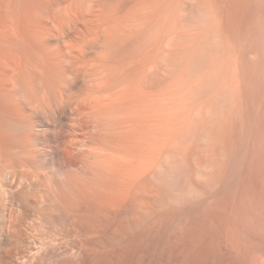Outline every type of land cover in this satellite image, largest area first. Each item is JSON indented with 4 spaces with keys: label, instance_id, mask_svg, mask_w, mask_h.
Returning a JSON list of instances; mask_svg holds the SVG:
<instances>
[{
    "label": "bare ground",
    "instance_id": "obj_1",
    "mask_svg": "<svg viewBox=\"0 0 264 264\" xmlns=\"http://www.w3.org/2000/svg\"><path fill=\"white\" fill-rule=\"evenodd\" d=\"M189 3L0 0V212L7 209L3 199L24 201L25 210L16 207L21 214L6 212L13 221L8 219L13 224L7 225L6 233L11 228L13 240L24 235L31 239L27 245L20 240L0 247V264H88L107 251L77 243L84 234L74 229L61 228L64 238H74L71 243L65 239V246L52 237L48 244L42 238L38 242L35 231L24 234L21 220L30 219L29 210L42 205L39 201L45 203L41 214L50 221L57 217L60 226L72 221L93 230L111 222L116 230L131 221L141 225L157 207L191 202V207L203 208L206 264H264V155L253 157L263 168L256 192L240 183L241 162L249 161L250 149L257 147L252 132L240 126L243 129L235 134L236 125L225 118L231 117L228 100L223 102L216 87L217 93L209 97L211 81L198 67L209 48L208 37L221 45V20L209 0H197L202 15L196 12L200 16L195 17L198 8L193 15L192 3L188 10L194 19L187 18L195 29L182 31L178 24ZM203 145L208 147L206 155ZM6 183L15 184L14 190L4 188ZM113 230L109 232L114 241L118 233Z\"/></svg>",
    "mask_w": 264,
    "mask_h": 264
},
{
    "label": "rangeland",
    "instance_id": "obj_2",
    "mask_svg": "<svg viewBox=\"0 0 264 264\" xmlns=\"http://www.w3.org/2000/svg\"><path fill=\"white\" fill-rule=\"evenodd\" d=\"M197 0H195V3H194V0H189V3L190 5L193 3V4H196ZM221 1L223 0H220V3H219V0H209L210 4L213 6L214 9V14H217L218 16H220V18L215 15L216 19L221 20L220 23H217L219 24L218 25V28H219V31L222 32L221 34V37L223 38V41L222 42V38L220 37V40H221V45H220V42L217 41V39H213V38H210L208 37L209 39H207V43L206 45H209V48H207L208 46H206V48L208 49H204L203 53H202V61H200L199 59V63H198V67H202L204 70H206V75L207 77L210 79V84H209V87H208V93H209V97H211L215 92H216V88H217V92H219L220 95H223L221 96V99L223 100V102L227 101L225 103L227 107L226 109V112H230L228 113L229 116L231 117H225L227 118L228 121H232L231 123H233V126L234 127H237V130L231 126V128L233 127L234 128V132L235 134H237L238 132H240V130H242L243 128L241 127H246L244 132H247L248 134L250 133L249 130H251V137L253 138V140L255 141V146L257 147H254L253 146V149H250V152H251V158H249V161L247 160H244V163L243 161L241 162V167L240 169H242L241 171L244 173L245 171V174H242L241 172V181L240 183L243 185H248V187H250L251 189L253 188L254 190H258V186L260 185V182H261V176L258 177V175H261V170H263L262 167V164L260 163V166H259V161L257 160V158H254L256 160V163L253 159V157H255V155H257L258 153H263L264 155V150H262V148L264 149V141L262 143V140H264V0H224L222 3ZM228 1V2H226ZM263 1V2H262ZM212 2H214V4H212ZM236 2V3H235ZM242 2V3H241ZM262 2V3H261ZM229 3V4H228ZM233 3V4H232ZM193 4L189 7L187 6V9L186 11L184 12V21H181V24H178L180 25L179 27L181 28V30L185 31V32H191L192 30L195 29V26H194V23L193 21H190L191 19L189 18H193V15H194V11L198 8V10L195 11V17L197 16H200L202 15V12L200 10V8L193 6ZM231 4V5H230ZM239 4V5H238ZM250 4V5H249ZM220 5V6H219ZM192 6L194 7L192 9ZM216 6V7H214ZM263 6V7H262ZM237 7V8H236ZM248 7V8H247ZM260 7V9H259ZM189 9H192V12H193V15H189L191 10L189 11ZM239 8V9H238ZM258 9V10H256ZM217 10V12H216ZM263 10V11H262ZM189 11V12H188ZM231 11V12H230ZM251 11V12H250ZM255 11V13H254ZM257 11V13H256ZM0 12H2V10H0ZM200 14V15H197L196 14ZM200 12V13H199ZM225 12V13H224ZM235 12V13H234ZM187 13V14H186ZM246 13V14H245ZM192 14V13H191ZM220 14V15H219ZM223 14V15H222ZM228 14V15H227ZM253 14V15H252ZM257 14V15H256ZM261 14V15H260ZM263 14V15H262ZM189 15V16H188ZM233 18H232V17ZM236 16V17H234ZM255 16V17H254ZM186 17V18H185ZM189 17V18H187ZM218 17V18H217ZM251 17V18H250ZM223 18V19H222ZM186 19V20H185ZM188 19V20H187ZM194 19V18H193ZM233 19V20H232ZM249 19V20H248ZM251 19V20H250ZM253 19V20H252ZM262 19V20H261ZM183 20V19H182ZM244 20V21H243ZM233 21V22H232ZM251 21H253L252 23H250ZM257 21V22H256ZM188 22V23H187ZM192 22V24H191ZM227 22V23H226ZM229 22V23H228ZM250 23V24H249ZM184 24V25H183ZM190 24V25H189ZM249 24V25H248ZM257 24V25H256ZM182 25H183V28H182ZM245 25V26H244ZM246 25H248L246 27ZM263 25V26H262ZM223 26V27H222ZM193 27V28H191ZM221 27V28H220ZM234 27V28H233ZM254 27V28H253ZM262 27V28H261ZM187 28V30H185ZM243 28V29H242ZM259 28V29H258ZM191 30V31H190ZM226 30V31H225ZM263 30V31H262ZM220 32V33H221ZM246 32V33H245ZM249 33V34H248ZM225 36H224V35ZM258 34V35H257ZM223 35V36H222ZM231 35V36H230ZM262 35V36H261ZM254 36V37H253ZM212 39V40H211ZM262 39V40H261ZM216 40V41H215ZM227 40V41H226ZM233 41V42H232ZM260 41V42H259ZM213 44L216 42H218L216 45H213V44H209V43H212ZM241 42V43H240ZM253 42V43H252ZM226 43V44H225ZM252 43V44H251ZM219 44V45H218ZM228 44V45H227ZM234 44V45H233ZM242 44V45H241ZM263 46V49H262V46ZM212 46V47H211ZM253 46V47H252ZM255 46V47H254ZM220 47V48H219ZM225 47V48H223ZM261 47V49H260ZM212 48H215L213 50H211ZM240 48V50H239ZM258 48V50H257ZM218 49V50H217ZM221 49V50H220ZM206 50V52H205ZM216 50V51H215ZM226 50V51H225ZM230 50H231V53H230ZM234 50V52H233ZM243 50V51H242ZM251 50V51H250ZM256 50V51H255ZM210 51V52H208ZM223 51V52H222ZM262 51V52H261ZM208 52V53H207ZM220 52V53H219ZM227 52V53H226ZM229 52V53H228ZM250 52V53H249ZM257 52V53H256ZM205 53V54H204ZM210 53V55H209ZM214 53V54H213ZM216 53V54H215ZM225 53V54H224ZM238 53V54H237ZM255 53V54H254ZM237 54V55H236ZM242 54V55H240ZM228 55V57H227ZM237 57H236V56ZM236 58H234V57ZM263 56V57H262ZM245 57V58H244ZM253 57V58H252ZM208 58V59H207ZM226 58V59H224ZM232 60H231V59ZM234 58V59H233ZM244 58V59H243ZM204 59V60H203ZM207 59V60H206ZM220 59V60H219ZM239 59V60H238ZM247 59V60H246ZM255 59V60H254ZM257 59V60H256ZM216 60V62H215ZM226 63H224L223 61ZM229 60V61H228ZM234 60V61H233ZM211 61V63H210ZM218 61V62H217ZM236 61H239L237 62L236 64ZM201 62V64H200ZM241 62V63H240ZM205 63V64H204ZM221 63V64H219ZM243 63V65H241ZM245 63V64H244ZM263 63V64H262ZM211 64V65H210ZM222 64L224 66H222ZM200 65V66H199ZM209 65V66H208ZM228 65V66H227ZM236 65V66H235ZM240 65V67H238ZM249 65V66H248ZM254 65V66H252ZM261 65V67H260ZM207 67V68H206ZM223 67V68H222ZM248 67V68H247ZM260 67V68H259ZM212 68V69H211ZM226 68V69H225ZM232 68V70H231ZM235 69V70H234ZM237 69V71H236ZM242 69V71H240ZM247 69V70H246ZM250 69V70H248ZM262 69V70H261ZM222 70V71H221ZM225 70V71H224ZM229 70V71H228ZM253 70V71H252ZM260 70V72H259ZM213 71V72H212ZM242 73H240V72ZM246 71V72H244ZM213 74L215 72L214 75H216L217 77H215L214 79V76L211 74ZM252 72V73H251ZM258 72V73H257ZM221 73V74H220ZM224 73V74H222ZM234 73V74H233ZM248 74V75H246ZM258 74V75H257ZM210 75V76H209ZM245 75V76H244ZM224 76V78H223ZM241 76V77H240ZM248 76V77H247ZM233 77V78H232ZM219 78V79H218ZM249 78V79H248ZM254 78V79H253ZM214 81H212V80ZM216 80H217V83H216ZM237 80V81H236ZM220 81V82H219ZM256 81V83H255ZM259 81V82H258ZM261 81V82H260ZM213 82V83H212ZM228 82V83H227ZM247 82V83H246ZM209 83V82H208ZM212 83V84H211ZM240 83H242L240 85ZM215 84V85H214ZM222 84V85H221ZM227 84V85H226ZM220 85V86H219ZM249 85V86H247ZM213 86V87H211ZM218 86V87H217ZM216 87V88H214ZM220 87V88H219ZM223 87V88H222ZM226 89H225V88ZM243 87V88H242ZM263 87V88H262ZM213 88V90L211 89ZM246 88V89H245ZM243 89V90H242ZM252 89V90H251ZM257 89V90H256ZM210 90V92H209ZM212 90V91H211ZM232 90V91H231ZM247 90V91H246ZM261 90V91H260ZM224 91V92H222ZM214 92V93H213ZM216 92V93H217ZM227 95H229L230 93H232L233 96H236L235 97V100L232 99V95L230 94V98L225 96V93ZM251 92V93H249ZM256 92V94H255ZM212 93V94H211ZM229 93V94H228ZM239 94V95H238ZM253 95V96H252ZM225 96V97H224ZM252 96V97H251ZM239 97V98H238ZM257 97V98H256ZM234 98V97H233ZM242 100H241V99ZM254 98V99H253ZM256 98V99H255ZM237 99V100H236ZM231 100V101H230ZM246 100V102H245ZM233 101H235L234 104ZM241 103H240V102ZM249 101V102H248ZM232 105H231V103ZM238 102V103H237ZM251 102V103H250ZM255 102V104H254ZM263 102V103H262ZM229 104V105H228ZM239 104V106H238ZM243 104V105H242ZM250 104V105H249ZM235 105H236V108H235ZM258 105V106H257ZM234 106V107H232ZM238 106V107H237ZM254 106V107H253ZM230 107H232V110H237V112L232 111L230 110ZM257 107V108H256ZM243 110H242V109ZM242 110V111H241ZM251 110V111H250ZM256 110V111H255ZM249 113H248V112ZM238 112H241V113H238ZM254 112V113H253ZM233 113H235L233 115ZM237 113V114H236ZM227 114V113H226ZM227 114V116H228ZM245 114V115H244ZM259 114V115H258ZM239 115V116H238ZM238 116V117H236ZM242 116V118H241ZM262 117V118H261ZM233 118V119H232ZM241 118V119H240ZM247 119L248 122H246L245 120ZM253 118V119H252ZM230 119V120H229ZM236 119V120H235ZM239 119V120H238ZM252 119V120H251ZM256 119V120H255ZM240 120H244L243 123L242 121L241 122H238ZM250 120V121H249ZM255 120V121H254ZM236 121V122H235ZM257 121V122H256ZM251 122V123H250ZM254 122V124H253ZM260 122V123H259ZM262 122V123H261ZM235 123V124H234ZM244 124V126H242V124ZM259 123V124H258ZM237 124H240V125H237ZM251 124V126H250ZM247 125V126H246ZM254 125V127H253ZM241 126V127H240ZM257 126V127H255ZM261 128H259V127ZM251 127V128H250ZM231 128H228L231 129ZM240 130H239V129ZM259 128V129H258ZM248 129V130H247ZM255 129V130H254ZM263 129V130H262ZM227 130V131H228ZM260 130V131H259ZM233 129L229 132L231 135H233L234 133H232ZM257 133H256V132ZM229 134V135H230ZM257 135V136H256ZM261 135V136H260ZM263 136V137H262ZM255 138V139H254ZM257 138V139H256ZM259 140V141H258ZM258 141L261 145L258 144ZM257 143V144H256ZM206 147V148H205ZM208 147L207 146H204L203 145V148L202 150L204 151L205 149H207ZM255 148L256 151L258 152H253L251 150H254ZM259 149L260 151L262 152H259ZM206 150H205V155H206ZM257 153V154H255ZM208 154V153H207ZM254 154V156H253ZM204 155V156H205ZM203 156V157H204ZM257 157V156H256ZM248 159V158H247ZM252 159V160H250ZM251 161V162H250ZM247 162V163H246ZM251 164H250V163ZM244 164V169L242 167V165ZM247 165V166H246ZM255 169H253L252 168ZM256 167V168H255ZM252 168V169H251ZM259 168L261 170H259ZM258 172H257V171ZM252 172V173H251ZM251 173V175H250ZM259 173V174H258ZM247 174V175H246ZM245 177V178H244ZM252 177V178H251ZM260 178V179H259ZM257 179V180H256ZM246 182V183H245ZM9 183V182H8ZM253 183V184H252ZM11 184V185H10ZM10 184H4V188L8 189V190H14L15 188V184L13 183H10ZM6 185V186H5ZM10 185V186H9ZM255 185V186H253ZM12 186V187H11ZM11 188V189H10ZM13 188V189H12ZM256 190V192H257ZM211 192H214V191H211ZM216 193H214L215 195ZM212 195V194H211ZM7 202H5V201ZM9 200V201H8ZM11 200V201H10ZM19 201V200H18ZM22 201V200H21ZM5 202V203H3ZM10 204H9V203ZM12 202V203H11ZM2 203L3 204H6L7 206V209L6 211L4 210H1L3 211L2 213L0 212V247L2 246H7L13 242L17 243L21 242V244H25L27 245L30 244V238L28 237L29 235H24L25 233L26 234H29L30 232H32L33 234L35 233V240H37L38 242H40L41 238H42V242L46 243L47 244L49 242H51V237H52V240L55 239L56 240H59V243L58 242H55V243H58L59 245H62L64 244H67L66 242H69V241H66V240H70L69 243H71V240L73 241L74 238H69L67 239L63 237V235L61 234L62 230L61 228L64 230H68V229H74L75 231H80L79 233L82 235L84 234L83 236H78V242L81 244L83 243L82 245L88 249H90V246L89 245H92L91 248L92 249H96V250H103V251H110L109 253L106 251L104 253H102V255L100 256L98 254V257L95 258L92 262H89L88 264H108V263H111V262H116L118 264H206L205 263V219H204V215H203V208L201 206H198L195 205L194 207H191L192 204L191 202L190 203H186L185 206H179L180 207V210L178 209L179 207H176L174 205H166V207H158L155 208L154 210L156 211H153V214L152 216L150 215L149 217L145 218L146 221L143 219V221H145V223L142 222H139L141 223L138 224V223H133V221H131L128 225V228L129 226L131 225V229H127V225L124 226L122 228V230H119L115 228V223L113 224L112 222L109 223L108 225H105V227H96L95 230H93V228L89 229L87 227V225L85 226L84 224L81 225V224H76L77 226H75L72 223H66V222H62L60 220V222H62L63 224H61L60 226V223H59V220L57 219V217H54L52 221H50L52 218L48 217L46 214L43 216L41 214V211L42 213L44 214L43 210L45 209V203L44 202H41L39 201L38 203H41L42 205V208L40 206H37L36 209H32V210H29V215H30V219H27V220H21V224H20V227L21 229L24 231V236L23 238H21L19 241H15L13 239H15L13 236L10 237L11 233L9 234V232H11V228L9 230V232L6 233V230L8 231V229L6 228H9L8 226H10V223L13 222L12 220L9 219V216L7 215L9 213V209H12V211H17L19 213V211H21V209L23 207H25V202L23 201V203L21 202H17L16 199H13V198H6V199H3L2 200ZM9 204V205H8ZM19 204V205H18ZM190 204V205H189ZM21 205V206H20ZM23 205V206H22ZM10 208H9V207ZM174 206V207H173ZM16 207H19L21 208L20 210ZM192 209H191V208ZM44 208V209H43ZM183 208V209H182ZM194 208V210H193ZM201 208V209H200ZM17 209V210H16ZM26 208H23V210H25ZM41 211H40V210ZM166 209V210H165ZM178 209V210H177ZM34 210V211H33ZM37 210V211H36ZM175 210V211H174ZM188 210V211H187ZM201 210V211H200ZM11 211V210H10ZM45 211V210H44ZM174 211V213L172 212ZM179 211V212H178ZM188 213H186V212ZM8 212V213H6ZM16 212V213H17ZM33 212V213H31ZM36 212V213H35ZM40 212V213H39ZM166 212V213H165ZM182 212V213H181ZM214 212V210H213ZM212 212V218H214V214ZM22 213V212H21ZM19 213V214H21ZM33 214V218H32V215ZM161 213V214H160ZM177 215H176V214ZM185 213V214H184ZM3 214V215H1ZM157 214V215H156ZM182 216H181V215ZM191 214V215H190ZM55 215V214H54ZM164 215V216H163ZM171 215L173 217H171ZM3 216V217H2ZM6 218H5V217ZM38 218H36V217ZM46 216V219L45 218H42V217H45ZM170 216V217H169ZM179 216V217H177ZM188 216V217H187ZM203 218H202V217ZM48 217V219H47ZM160 217V218H159ZM164 217V218H163ZM181 217V218H180ZM198 217V218H196ZM36 218V219H35ZM55 218L57 219V221L55 220ZM129 221H130V216L128 217ZM163 218V219H162ZM2 219V220H1ZM6 219L9 221H6ZM39 219V220H38ZM41 219V220H40ZM133 218H131L132 220ZM159 219V220H157ZM169 219V221H168ZM172 219H175V220H172ZM180 219V220H179ZM187 219V220H185ZM204 219V220H203ZM29 220H32V221H29ZM36 220H38L37 222H35ZM44 220V222H43ZM49 220V221H48ZM56 221L58 222V224L56 222H53V221ZM149 220V221H148ZM171 220V221H170ZM177 220V222H176ZM24 221V222H23ZM40 221H42L44 224L40 223ZM159 221V222H158ZM204 221V222H203ZM28 222V223H26ZM46 222V223H45ZM51 222L50 224L47 225V223ZM128 222V221H127ZM151 222V223H150ZM203 224H201V223ZM8 223V224H7ZM33 223V224H32ZM37 223V224H36ZM41 224V225H38V224ZM54 223V225L52 224ZM68 224V225H65ZM6 224V225H5ZM13 224V223H11ZM56 224V225H55ZM138 227H137V225ZM145 224V225H144ZM8 225V226H7ZM22 225V226H21ZM24 225V226H23ZM35 225V226H34ZM111 225V226H109ZM133 225V226H132ZM3 226V227H2ZM27 226V227H26ZM31 226H33L31 228ZM40 228H39V227ZM60 226V227H59ZM67 226V227H66ZM79 226V227H78ZM12 227V226H10ZM31 228L30 230L28 228ZM48 227V228H47ZM52 227V228H51ZM65 229H64V228ZM87 227V228H85ZM108 227V228H107ZM85 230V232L81 233L82 232V229ZM113 228L116 230V233H118L116 235V237H120L122 239H117L115 241L112 240L111 236L112 234L110 235V232L111 230H113ZM126 228V229H125ZM139 228V229H138ZM5 229V230H4ZM80 229V230H78ZM102 229V230H101ZM104 229V230H103ZM107 229H109L108 231H106ZM50 230V231H49ZM60 230V231H59ZM89 230V231H88ZM97 230V231H96ZM124 230V231H123ZM126 230V231H125ZM28 231V232H27ZM30 231V232H29ZM35 231V232H34ZM44 231V232H43ZM50 233H49V232ZM52 231H55V232H52ZM90 231H92V233H89ZM100 231V232H99ZM114 231V230H113ZM111 231V232H113ZM118 231V232H117ZM122 233H121V232ZM129 231V232H128ZM60 232V233H59ZM94 232V233H93ZM40 235H39V234ZM56 235H55V234ZM59 233V235H58ZM114 233V232H113ZM121 233L122 237L120 236ZM201 233V234H199ZM9 234V235H8ZM87 234H90L89 236ZM93 234V235H91ZM108 234L110 235V238L107 236ZM127 234V235H126ZM199 234V235H198ZM48 235V237H47ZM52 235V236H50ZM54 235V236H53ZM62 235V236H61ZM88 236V239L86 238V236ZM101 235V236H100ZM119 235V236H118ZM27 236V237H26ZM41 236V237H40ZM46 236V237H45ZM106 239H105V237ZM190 236V237H189ZM193 236V237H192ZM200 236V237H199ZM39 237V238H38ZM54 237V238H53ZM91 237V238H90ZM97 237V238H96ZM100 237V238H99ZM196 237V238H195ZM10 238V239H9ZM28 238V239H27ZM49 238V239H47ZM64 238V240H63ZM85 238V239H83ZM90 238V239H89ZM99 238V239H98ZM194 238V239H193ZM205 238V239H204ZM25 239V240H24ZM30 239V240H29ZM46 239V240H44ZM66 239V240H65ZM93 239V240H92ZM103 239V240H102ZM111 242H110V240ZM199 239V240H198ZM48 240V241H47ZM50 240V241H49ZM63 240V242H62ZM76 240V239H75ZM80 240V241H79ZM86 240V241H85ZM97 240V241H96ZM124 240V241H123ZM195 240V241H194ZM24 243H23V242ZM29 241V242H27ZM35 241V242H37ZM66 241V242H65ZM85 241V242H83ZM93 241V242H92ZM99 241V242H98ZM106 241L105 243L102 244V242ZM121 243H120V242ZM192 241V242H191ZM202 241V242H201ZM37 242V243H38ZM65 242V243H64ZM88 242V243H87ZM196 242V243H195ZM201 242V243H200ZM114 243V244H113ZM2 244V245H1ZM20 244V243H19ZM89 244V245H88ZM99 244V245H97ZM109 244V245H108ZM122 244V245H121ZM193 246H192V245ZM88 245V246H87ZM102 245V246H101ZM109 246V249L108 246ZM113 245V246H112ZM120 245V246H119ZM125 245V246H124ZM201 245V246H200ZM95 246V247H94ZM107 248H106V247ZM97 247V248H96ZM101 249H100V248ZM105 247V248H103ZM118 247V248H116ZM120 247V248H119ZM111 248V250H110ZM194 248V249H193ZM200 248V249H199ZM120 249V250H118ZM192 249V250H191ZM117 250V251H116ZM203 250V251H202ZM119 251V252H118ZM121 251V252H120ZM200 251V253H199ZM114 254H113V253ZM192 252V253H191ZM196 252V253H195ZM112 253V254H111ZM111 254V255H110ZM119 254V255H118ZM123 254V256H122ZM195 254V255H194ZM114 255V256H112ZM117 255V257H116ZM204 255V256H203ZM5 256V255H4ZM109 256V257H108ZM106 257V258H105ZM192 257V258H191ZM113 258V259H112ZM129 261H128V260ZM134 259V261H132ZM106 260H109V261H106ZM113 260V261H112ZM95 261V262H94ZM139 261V262H138ZM76 263H78L79 261L76 260L75 261ZM103 262V263H102ZM107 262V263H106ZM131 262V263H130ZM114 263V264H116ZM17 264V263H16ZM78 264H83L81 262H79Z\"/></svg>",
    "mask_w": 264,
    "mask_h": 264
}]
</instances>
